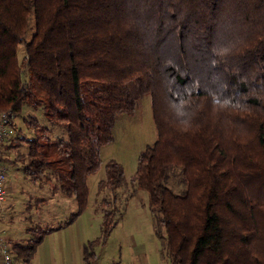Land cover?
Wrapping results in <instances>:
<instances>
[{"label": "trees", "instance_id": "trees-1", "mask_svg": "<svg viewBox=\"0 0 264 264\" xmlns=\"http://www.w3.org/2000/svg\"><path fill=\"white\" fill-rule=\"evenodd\" d=\"M147 94L157 139L131 182L148 193L161 254L171 264H264V0H0V114L12 112L16 129L7 145L27 143L26 177L53 179L78 203L64 223L8 240L16 259L30 264L46 234L86 210L118 114ZM44 103L51 125L29 116V137L14 118ZM128 184L111 159L98 194ZM102 202L83 264H96L117 223L116 197Z\"/></svg>", "mask_w": 264, "mask_h": 264}, {"label": "rangeland", "instance_id": "rangeland-1", "mask_svg": "<svg viewBox=\"0 0 264 264\" xmlns=\"http://www.w3.org/2000/svg\"><path fill=\"white\" fill-rule=\"evenodd\" d=\"M32 33L33 20L29 35ZM19 55L21 58L25 55L24 43L20 44ZM31 115L37 116L42 124L51 125L46 115L45 103L38 108L24 106L22 112L14 118V122L29 137L35 136L34 128L28 123V117ZM14 130L16 132L15 128ZM114 135L112 142L101 147V168L88 177L89 203L83 215L86 228L84 235L87 240L95 239L101 234V207L106 205L102 202L103 198L116 197L118 207L115 227L106 243L96 248V264H171L160 252L161 242L154 230L155 216L149 208L148 193L143 189H136V185L131 182L140 152L157 139L150 94L142 98L133 114H118ZM8 141L4 142L6 145H1L0 158H3L9 179L17 185V189L7 194L4 210L0 214V235L7 241H24L31 235L28 230L30 226H58L64 223L71 213L77 212L78 203L74 196H70L65 201L44 204L40 198L51 195V187L53 189L55 181L45 176L38 181L26 177L19 159L22 158L20 154L26 152L27 143L15 141L16 145L20 143L16 147L8 146ZM111 159L124 166L129 184L117 188L114 193L105 190L98 194V183L106 177V164ZM169 185L175 187L173 177ZM175 189L179 191L180 187ZM76 243L72 240L71 230L48 233L39 244L30 264H83L81 248L78 244L76 246ZM14 264L24 262L15 258Z\"/></svg>", "mask_w": 264, "mask_h": 264}, {"label": "built area", "instance_id": "built-area-1", "mask_svg": "<svg viewBox=\"0 0 264 264\" xmlns=\"http://www.w3.org/2000/svg\"><path fill=\"white\" fill-rule=\"evenodd\" d=\"M13 119L12 112H2L0 114V151L1 145L15 134L11 125ZM8 173L5 165L0 160V214L5 207V200L8 194ZM15 257L10 249L8 241L0 235V264H14Z\"/></svg>", "mask_w": 264, "mask_h": 264}, {"label": "crops", "instance_id": "crops-1", "mask_svg": "<svg viewBox=\"0 0 264 264\" xmlns=\"http://www.w3.org/2000/svg\"><path fill=\"white\" fill-rule=\"evenodd\" d=\"M53 186H54V184H53ZM8 187H9L8 194L11 193L12 191H15L17 189V185L14 184V183H11V181L9 179V176H8ZM69 197L70 196H67L66 194H64L60 190L54 191L52 189V187H51V195H49V197H43V198H40V199H43L42 202L44 204H47V203L51 204L52 202L54 203V202L59 201V200H64L65 201ZM36 198H38V197H36ZM85 211L82 214H80L78 216V218L72 224H70V225H68L66 227H63L64 230H71V232H72V240H73L74 243L77 242L76 246H77V244H78V246H80L81 253H82L83 244L87 241V239H86V237L84 235L86 228H85L84 223H83V221H84L83 220L84 219L83 215L85 214ZM63 229H59V230L54 231V232L63 231ZM54 232H51V233H54ZM82 261H83V255H82Z\"/></svg>", "mask_w": 264, "mask_h": 264}]
</instances>
